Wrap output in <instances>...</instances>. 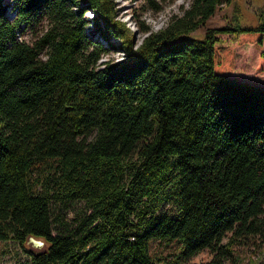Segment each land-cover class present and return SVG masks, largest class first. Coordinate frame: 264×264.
<instances>
[{"label": "trees", "instance_id": "trees-1", "mask_svg": "<svg viewBox=\"0 0 264 264\" xmlns=\"http://www.w3.org/2000/svg\"><path fill=\"white\" fill-rule=\"evenodd\" d=\"M229 2L190 0L136 43L115 0H0V241L29 264H173L152 239L226 264L228 232L264 230V84L228 75L219 35L260 44L264 12L189 35Z\"/></svg>", "mask_w": 264, "mask_h": 264}, {"label": "rangeland", "instance_id": "rangeland-1", "mask_svg": "<svg viewBox=\"0 0 264 264\" xmlns=\"http://www.w3.org/2000/svg\"><path fill=\"white\" fill-rule=\"evenodd\" d=\"M115 2L118 6L117 14L119 18L133 30L134 39L138 43L147 34V32L142 31V27H148L149 30H158L167 23L172 14L182 13L183 9L189 5L190 0H156L155 3H150L148 0H115ZM263 12L264 0H230L228 4L219 6L203 26L191 31L189 35L200 37L206 27L228 26L232 22L248 26L255 25ZM86 15L90 17L91 13L86 12ZM90 28L91 24H88L87 29ZM34 33L35 31L27 29L20 35L27 40H31ZM219 35L221 42L228 44L233 53V69L227 74L236 80L264 84V65L262 64L264 60L262 54L264 51V35L260 44L246 38L238 40L230 32L220 33ZM94 37L105 43L98 35ZM107 57L116 60L122 57V52L115 48H109L103 54L102 59ZM75 206L80 207L81 203L77 202ZM72 210L73 208L70 209L69 213ZM228 240L231 243L232 255L226 258V264H264V230L242 235H234L232 232H228L224 237V241ZM25 244L33 250L44 247L43 243L33 242L32 240H27ZM178 247V243L174 240L171 242L150 240L152 255L156 258L164 257L173 264L205 261L211 256L209 249H202L188 260L182 261L176 255ZM0 264H29L28 254L15 241H0Z\"/></svg>", "mask_w": 264, "mask_h": 264}, {"label": "water", "instance_id": "water-1", "mask_svg": "<svg viewBox=\"0 0 264 264\" xmlns=\"http://www.w3.org/2000/svg\"><path fill=\"white\" fill-rule=\"evenodd\" d=\"M27 240H28V241H29V240H32L33 242H37V243H43L42 240H36V239L33 238L32 236H29Z\"/></svg>", "mask_w": 264, "mask_h": 264}]
</instances>
